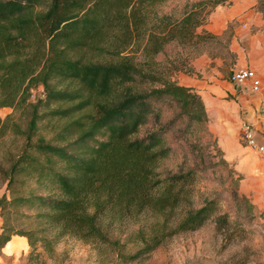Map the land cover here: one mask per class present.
I'll return each instance as SVG.
<instances>
[{
	"label": "trees",
	"instance_id": "16d2710c",
	"mask_svg": "<svg viewBox=\"0 0 264 264\" xmlns=\"http://www.w3.org/2000/svg\"><path fill=\"white\" fill-rule=\"evenodd\" d=\"M167 1L0 0V107L12 109L0 116V250L16 235L51 253L70 235L127 264L210 218L228 224L216 195L185 204L195 167L161 169L174 119L162 121L159 103L175 105L187 126H205L208 114L200 93L154 58L170 43L215 38L196 30L229 0L186 4L180 17L158 12ZM131 44L141 59L121 54ZM88 51L116 57L91 60ZM38 86L43 93L32 100ZM234 197L253 208L245 195ZM143 215L149 228L139 226L133 240L109 235L112 222L136 224Z\"/></svg>",
	"mask_w": 264,
	"mask_h": 264
},
{
	"label": "rangeland",
	"instance_id": "374dc122",
	"mask_svg": "<svg viewBox=\"0 0 264 264\" xmlns=\"http://www.w3.org/2000/svg\"><path fill=\"white\" fill-rule=\"evenodd\" d=\"M196 1L199 0H169L158 7V12L180 17L186 4ZM256 1V10L260 13L264 12V0ZM228 4L229 2H226L222 5ZM218 6L220 4L211 9L205 24L196 30L201 32L204 29L216 36L215 38L200 41L195 46L170 43L154 58L158 63L157 67H162L166 72L173 71L172 78L179 83L184 75L199 74L194 68V63L201 58L208 59L211 66L220 63L219 69L227 78L229 77L235 63V54L230 50V27L220 33L206 29L211 13ZM140 52L136 44H131L121 54H134L136 59H141ZM85 57L91 60H109L116 56L106 52L100 54L96 51H88ZM185 69H193L192 75L186 73ZM40 88L41 86H38L34 89L35 97H30L32 100L42 95L43 91ZM159 105L163 109L162 121L174 119L173 126L165 135V142L171 149L170 155L161 162V169L175 171L189 166L195 167V178L185 204L198 207L205 197L216 195L220 198L222 212L228 215V224L217 227L215 219L210 218L194 231L167 237L147 256L127 264H264V206H261L264 205V197H254L241 189L246 176L237 169L236 161L226 158L210 113H207L208 121L205 126L196 124L187 126V121L178 113L175 105L170 103H159ZM11 112L12 109L9 107H0L2 118ZM152 126L153 123L146 124L140 132L144 133ZM45 133L49 135L48 130H45ZM242 145L245 147L244 144ZM247 150L256 154L249 148ZM4 192H6L5 182L0 178V196ZM234 192L245 195L253 208L249 211L244 201L234 197ZM185 204L179 212L183 211ZM0 220L2 224L1 216ZM150 221L149 216L143 215L136 224L119 225L112 222L109 235L120 237L121 241L132 235L131 240H133L137 228L142 225L147 231ZM19 225L21 226V223ZM137 245V242L129 243V247ZM53 246L54 250L49 253L40 247L32 251V248L26 245L22 253L17 251L12 256L3 254L0 257V264H117L115 254L108 248L104 246L98 248L92 242L70 235L59 239Z\"/></svg>",
	"mask_w": 264,
	"mask_h": 264
},
{
	"label": "crops",
	"instance_id": "0c3cea01",
	"mask_svg": "<svg viewBox=\"0 0 264 264\" xmlns=\"http://www.w3.org/2000/svg\"><path fill=\"white\" fill-rule=\"evenodd\" d=\"M256 4V0H229L228 5H220L211 13L206 29L220 33L230 27V50L235 54L234 67L254 69L264 85V18L256 10ZM216 64L218 66H211L208 59H199L194 63L199 74L184 75L180 83L200 93L207 113H210L214 121L218 141L226 158L236 161L237 169L246 176L241 189L254 197H264V158L256 152L250 153L247 150L249 147L242 145L239 136L240 123L246 119L253 124L260 138L264 139L262 94L234 86L219 69L220 63ZM26 245L25 237L12 236L0 250V257L3 254L12 256L17 251L22 253Z\"/></svg>",
	"mask_w": 264,
	"mask_h": 264
},
{
	"label": "built area",
	"instance_id": "2783aa9c",
	"mask_svg": "<svg viewBox=\"0 0 264 264\" xmlns=\"http://www.w3.org/2000/svg\"><path fill=\"white\" fill-rule=\"evenodd\" d=\"M228 80L234 86L245 88L253 93H261L264 101V85L254 69L249 67H234L229 73ZM40 90L43 91L42 87ZM30 97H35L34 90L31 92ZM239 136L242 144L264 158V139L260 138V135L250 121L246 119L241 121Z\"/></svg>",
	"mask_w": 264,
	"mask_h": 264
}]
</instances>
